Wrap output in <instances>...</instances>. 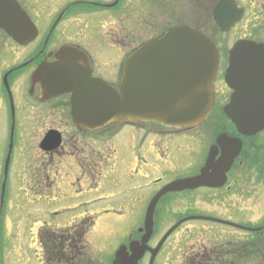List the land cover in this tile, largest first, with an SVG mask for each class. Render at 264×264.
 Listing matches in <instances>:
<instances>
[{"label":"flooded vegetation","instance_id":"af4514ba","mask_svg":"<svg viewBox=\"0 0 264 264\" xmlns=\"http://www.w3.org/2000/svg\"><path fill=\"white\" fill-rule=\"evenodd\" d=\"M11 1L13 10L20 12L26 35L17 34L20 37L17 40L0 27V125L3 122L8 128L9 124L11 132L12 115L10 121L7 115L9 93L15 104V123L19 120L20 126L26 129L28 123L37 122L38 138L46 128L51 129L50 123L63 124L52 128L62 135L60 148L45 154L51 159L56 155L60 157L62 173L58 171L57 174L61 176V185L69 186V190L77 193L84 191L90 194L109 185L124 188L139 180L146 191L142 199L143 203L146 201L143 219L151 200L163 188L202 174L214 148V165L208 172V178L219 186L171 191L162 196L154 212V234L140 264H150L153 258L151 250L158 246L165 233L188 218L190 220L174 229L157 253L154 264L160 258L163 264H264V221H245L250 219L251 213L255 214L252 207L260 205L264 197V131L255 136H243L224 112L233 93L224 80L229 48L240 40L264 44V0H234L243 11L242 20L228 33H222L218 28L216 31L220 36H231L232 41L219 42L212 38L220 53V68L215 81L214 108L201 127L178 131L156 123L124 127L112 124L99 132H82L75 126L70 92L48 99V93L38 82L42 67H50L56 62L58 49L66 44L79 48L80 52L74 54L83 56L79 66L89 72V78L100 79L118 89L123 80L124 65L138 46L173 27L189 26L206 34L205 27L209 23L216 25L213 10L223 0ZM115 2V6H110ZM177 8L188 14H181L175 21L173 11ZM125 11L140 14L136 18L124 15L115 32L108 28L105 36L101 31L98 38L92 36L91 45L82 42L90 38L89 33L101 22L100 18L93 21L89 17L99 13V17L112 24L114 13L116 16ZM194 11L205 19L189 20L188 15L193 16ZM140 30L144 37L135 43L137 37L132 38ZM147 31L154 33L148 37ZM70 33L74 35L70 36ZM75 36L78 41L71 39ZM99 45H104L101 47L103 57L98 51ZM234 139H240L242 146L229 167L223 163L222 144L225 141L234 143ZM55 168L51 162L45 170L44 181L52 182ZM67 176H72V181L65 183ZM44 186L41 185V189L46 188ZM241 215H244V221H240ZM231 222L244 227H234ZM197 236L199 241L195 240ZM143 237L144 232H140L139 241ZM61 247L74 250L73 258L70 256L74 259L82 253L84 246L78 244L73 249L72 244H68ZM45 251L46 259L53 258L55 248L52 245L46 244ZM85 261L80 262L96 264L93 260ZM45 264L51 262L46 260ZM66 264L73 263L68 260Z\"/></svg>","mask_w":264,"mask_h":264},{"label":"water","instance_id":"95a60500","mask_svg":"<svg viewBox=\"0 0 264 264\" xmlns=\"http://www.w3.org/2000/svg\"><path fill=\"white\" fill-rule=\"evenodd\" d=\"M0 4L7 7H0V26L20 40L17 34L26 35L20 12L13 10L11 0H0ZM236 9L232 1H225L215 9V19L222 30H229L239 21L241 15ZM13 20L18 22L12 23ZM75 52L79 50L63 46L58 51L56 62L50 67L43 66L39 71L38 82L42 83L48 98L73 93L74 120L82 129L98 130L111 123L137 125L145 122L179 130L192 129L202 125L212 111L219 53L211 40L197 30L187 26L175 27L145 42L128 59L118 90L101 80L90 79L89 72L79 66L83 56H77ZM225 79L234 90L231 103L225 109L226 114L241 133L253 135L263 130L264 45L237 43L230 51ZM60 143L58 134L50 133L42 148L53 150ZM197 181L199 179L185 180L179 184L190 187V182ZM173 188L176 189L175 184ZM158 197L148 210L145 220L147 235L143 244L153 232L152 213ZM143 247L137 242L131 243V256L126 247H122L114 264H137Z\"/></svg>","mask_w":264,"mask_h":264},{"label":"rangeland","instance_id":"374dc122","mask_svg":"<svg viewBox=\"0 0 264 264\" xmlns=\"http://www.w3.org/2000/svg\"><path fill=\"white\" fill-rule=\"evenodd\" d=\"M139 14L137 11H125L119 12L115 16L114 13L112 24H110L106 18L99 17V13H95V16L92 18L89 17V20L97 21L100 18L101 22L95 26V29L91 33L88 32L90 38L88 40L83 39L82 42L85 45H91L90 41L92 36L98 38L101 31L105 33V36L107 35L108 28L115 32L118 26L122 24L121 18L124 15L136 18ZM181 14L187 15L188 12L180 8L174 9L173 20L179 18ZM148 15L149 12H147ZM188 18L189 20L190 18H193V20H200V18L204 20L205 16L202 17L201 13L197 15L194 11L193 16L189 14ZM205 30L208 36L214 38L215 41H232V37L229 35L220 36L216 32V28L211 26L210 23L208 27H205ZM72 32L75 33L73 30ZM73 33L69 35L73 36ZM152 33L154 32L147 31L146 35L149 37ZM142 35L144 33L140 30L132 40L137 37L138 42L136 41L135 43H139L144 37ZM71 39L79 40L76 36ZM103 46L99 45L98 50L101 57L104 56L102 54L104 52L101 51V47ZM113 60L117 61V59ZM1 123L0 181L1 164L5 153L7 134V127H4L3 122ZM58 125L56 123H50L48 126L52 129L57 128ZM16 128V141L14 143L13 160L9 174L10 187H8L7 199L4 203L0 233V264H43L45 248L41 244V235L54 232V226L60 228L71 226V230H75L82 225L80 220L87 215L95 218V225L92 229L90 228V234L84 239L87 246L84 254L86 255V252L88 253V258H85V262L92 258L96 264H112V260L118 249L122 245L127 244L132 236V239H135L134 236L138 238L137 231H139L143 224L142 210L146 203V201L144 203L142 201L146 196V191H144L142 183L139 180H135V184H129L124 188L109 185L103 190L94 191L90 194L84 191L77 193L69 190V186L61 185V176L57 174L58 171H61V164L59 163L60 157L56 155L54 159H51L48 156H44L45 154L39 149V144L44 138L46 131L48 132L47 128L39 138L36 131L37 122L28 123L26 129H24L20 126L18 120ZM51 162H54V165H56L52 182L48 180L44 181L45 170L47 167H50ZM65 169L68 171L69 168L65 166ZM68 181H72V176L66 177L65 183ZM41 185L46 188L41 189ZM52 185L53 188L51 189L50 187ZM47 188L50 192L46 190ZM46 191L49 192L48 195ZM37 195H40L41 198L36 197ZM259 204L252 207V210L256 212L255 214L251 213L250 219H245L246 222L264 221V197L260 200ZM243 206H245L244 203ZM249 211L245 212L250 213ZM53 213L57 215H52ZM240 218V221H244V215H241ZM90 221L91 219L87 218L83 226L88 225ZM77 222L79 224L76 227L74 224ZM194 225L198 227L202 226L198 223ZM165 230L162 231L163 234ZM175 239L177 242V237ZM195 240L199 241V236ZM200 240H202V237H200ZM175 241H173V245ZM65 253L63 252V254ZM68 254L71 256L73 253L69 252ZM176 254L180 255L178 252ZM70 260L73 264L80 262L76 258L71 259L70 257ZM143 264L147 263L144 262ZM157 264H163V259L160 258Z\"/></svg>","mask_w":264,"mask_h":264},{"label":"trees","instance_id":"16d2710c","mask_svg":"<svg viewBox=\"0 0 264 264\" xmlns=\"http://www.w3.org/2000/svg\"><path fill=\"white\" fill-rule=\"evenodd\" d=\"M78 236L81 234L80 232L77 233ZM67 238V233L64 232H58V233H53L50 232V234L47 235H41V243L46 244V243H62L63 240Z\"/></svg>","mask_w":264,"mask_h":264},{"label":"bare ground","instance_id":"6f19581e","mask_svg":"<svg viewBox=\"0 0 264 264\" xmlns=\"http://www.w3.org/2000/svg\"><path fill=\"white\" fill-rule=\"evenodd\" d=\"M0 7H2V8H7V7H6V4H2V5L0 4ZM101 129L104 131V130L107 129V126H104V127H102ZM231 223H232V222H231ZM231 225L234 226V227H239V228L242 227V225L237 224V223H232Z\"/></svg>","mask_w":264,"mask_h":264}]
</instances>
